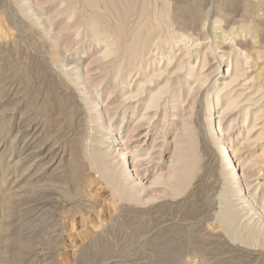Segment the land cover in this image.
Masks as SVG:
<instances>
[{
  "label": "rangeland",
  "instance_id": "rangeland-1",
  "mask_svg": "<svg viewBox=\"0 0 264 264\" xmlns=\"http://www.w3.org/2000/svg\"><path fill=\"white\" fill-rule=\"evenodd\" d=\"M0 264H264V0H0Z\"/></svg>",
  "mask_w": 264,
  "mask_h": 264
},
{
  "label": "bare ground",
  "instance_id": "bare-ground-1",
  "mask_svg": "<svg viewBox=\"0 0 264 264\" xmlns=\"http://www.w3.org/2000/svg\"><path fill=\"white\" fill-rule=\"evenodd\" d=\"M127 1V0H126ZM104 3V2H103ZM126 4H127V2H126ZM130 7V6H129ZM133 10V9H132ZM128 11V10H127ZM117 15H118V13H117ZM112 16V15H111ZM126 16V15H125ZM119 18V17H118ZM121 20V19H120ZM122 28H124V27H122ZM125 29V28H124ZM125 33V32H124ZM126 39V38H125ZM126 42V41H125ZM129 47V46H128ZM258 59H260V56L259 57H256L255 58V61L257 62L258 61ZM257 63H255V65H256ZM217 70H219V68L217 69ZM262 71V70H261ZM229 74V73H228ZM227 74V75H228ZM258 76V75H257ZM117 84V83H116ZM114 87V86H113ZM112 87V88H113ZM113 89H115V88H113ZM98 97V96H97ZM94 98H95V96H94ZM98 100H99V98H98ZM156 101V100H155ZM96 103H98V102H96ZM232 103H234V102H232ZM155 104V103H154ZM150 105V104H149ZM231 104H229V106H230ZM235 105V104H234ZM98 106V105H97ZM231 107V106H230ZM228 109H229V107H227ZM151 109V108H150ZM227 109V110H228ZM135 110V109H134ZM100 112V111H99ZM97 113V112H96ZM98 114V113H97ZM100 114V113H99ZM101 116H102V114H101ZM221 121V120H220ZM129 135V134H128ZM132 136H130V137H128L129 139L131 138ZM111 139H112V137H111ZM104 143V142H103ZM224 144H230V143H224ZM102 149V148H101ZM157 150V149H156ZM174 151V150H173ZM229 149L228 148H226L225 147V145L222 147V157H223V160H229V161H231V165H236V163H234V161H233V158H232V155L229 153ZM175 152V151H174ZM96 154V153H95ZM92 155V154H91ZM93 157V156H92ZM102 157V156H101ZM154 158V157H153ZM98 158H96V160H97ZM173 159H175V158H173ZM100 160V159H99ZM151 160V159H150ZM192 160V159H191ZM93 162V161H92ZM102 162V161H101ZM94 163H96V162H94ZM108 164V163H107ZM94 165V164H93ZM234 169V172H232L231 170H229V172H230V174L232 173L233 175H234V179H232V184L233 185H239V186H241V176H239V173H238V168H236V167H234L233 168ZM122 177H124L123 178V181H122V183H123V185H121V186H119L118 188H117V192L120 194V195H122V196H128V197H131V198H137V199H139V196H140V194L142 193V191H143V188L138 184H136L135 182H133V181H131L130 180V178H129V174H128V169L126 168V165L125 166H123V172H122ZM242 179H243V177H242ZM243 185V184H242ZM246 194V193H245Z\"/></svg>",
  "mask_w": 264,
  "mask_h": 264
}]
</instances>
